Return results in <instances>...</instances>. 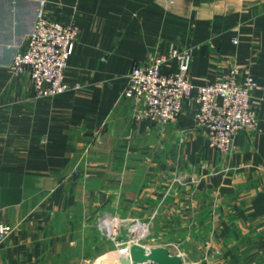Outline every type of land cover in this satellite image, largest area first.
I'll return each mask as SVG.
<instances>
[{
	"label": "crops",
	"instance_id": "1",
	"mask_svg": "<svg viewBox=\"0 0 264 264\" xmlns=\"http://www.w3.org/2000/svg\"><path fill=\"white\" fill-rule=\"evenodd\" d=\"M39 7L0 0V222L14 227L0 264L91 260L76 247L109 217L118 228L150 221L142 243L183 264H264V0H49L51 15L80 27L73 87L53 98L9 70ZM171 46L191 49L197 85L234 66L258 82L259 126L238 132L232 153L208 145L187 101L164 126L132 118L129 72Z\"/></svg>",
	"mask_w": 264,
	"mask_h": 264
},
{
	"label": "built area",
	"instance_id": "2",
	"mask_svg": "<svg viewBox=\"0 0 264 264\" xmlns=\"http://www.w3.org/2000/svg\"><path fill=\"white\" fill-rule=\"evenodd\" d=\"M48 4L49 0H40L26 44L15 54L9 66L15 77L29 72L37 98H53L73 87L67 81L68 60L80 32L74 18L65 21L51 15ZM172 62H176L177 69L165 71L164 67ZM191 62L190 48L171 46L167 52L154 55L148 62L136 63L123 90V95L134 103L132 118L135 122L147 120L164 126L182 114L187 101L194 106L196 127L204 131L208 145L230 154L235 149L238 132L259 126V116L252 104L258 82L251 70L242 71L234 66L223 78L197 85L193 82ZM107 219L116 218L100 220V227ZM150 225V221L135 220L129 228L134 236L130 245L135 242L143 244L141 240L150 235ZM118 229L120 227L113 232L108 229L114 240L119 234ZM13 230L11 224L0 222V247Z\"/></svg>",
	"mask_w": 264,
	"mask_h": 264
},
{
	"label": "rangeland",
	"instance_id": "3",
	"mask_svg": "<svg viewBox=\"0 0 264 264\" xmlns=\"http://www.w3.org/2000/svg\"><path fill=\"white\" fill-rule=\"evenodd\" d=\"M99 223L100 221L96 222L94 226L89 227L87 230L88 234H86L87 232L85 233L87 235L86 238L82 240L83 242L80 246L76 247L78 252H76L75 256H77V258L83 254L91 257V260L80 263V261L78 262V259H75L72 264H98L100 258L106 256L113 257L120 261L123 260V251L129 248L130 241L134 239V236L128 231L130 226H128V224L126 226L122 225L120 230H118L119 234H117L114 240L112 238L113 235H109L108 229L110 228L105 225L100 227ZM148 238L142 239L141 242L150 243ZM102 249L105 250L104 256H101L100 258H92L93 255L102 251ZM62 260V262L68 263L67 260L69 259L62 256Z\"/></svg>",
	"mask_w": 264,
	"mask_h": 264
},
{
	"label": "water",
	"instance_id": "4",
	"mask_svg": "<svg viewBox=\"0 0 264 264\" xmlns=\"http://www.w3.org/2000/svg\"><path fill=\"white\" fill-rule=\"evenodd\" d=\"M181 254L172 253L166 246L147 247L135 242L130 245V256L126 264H183Z\"/></svg>",
	"mask_w": 264,
	"mask_h": 264
},
{
	"label": "bare ground",
	"instance_id": "5",
	"mask_svg": "<svg viewBox=\"0 0 264 264\" xmlns=\"http://www.w3.org/2000/svg\"><path fill=\"white\" fill-rule=\"evenodd\" d=\"M105 222H106L105 225L110 228L111 232L117 230V228L119 226V221H117L115 219L114 220L107 219ZM123 252H124V255H123L122 261L117 260V259L110 257V256H106V257L100 258L98 264H126V261L130 256V245H129V248Z\"/></svg>",
	"mask_w": 264,
	"mask_h": 264
}]
</instances>
